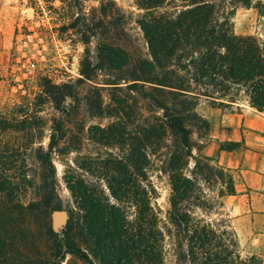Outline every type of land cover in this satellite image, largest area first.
<instances>
[{
	"label": "trees",
	"instance_id": "1",
	"mask_svg": "<svg viewBox=\"0 0 264 264\" xmlns=\"http://www.w3.org/2000/svg\"><path fill=\"white\" fill-rule=\"evenodd\" d=\"M134 2L143 11L137 24L149 59L133 61L126 49L109 45L99 58L116 77L103 83L112 91L114 106H103L100 88L104 87H95L90 97L98 116L116 118L105 128L91 126L89 131L96 132L102 144L121 142V157L106 162L102 175L110 198L121 207L103 191L70 175L65 182L82 213V230L68 222L61 233L55 231L51 217L61 204L52 156L60 154L65 131L64 121L53 119L46 150H35L45 177L22 181L37 190L38 200L27 206L14 203L10 196L18 185H4L7 179L0 176V264H62L68 255L82 264H165L167 247L175 264H247L228 248L236 246L231 226L222 217L207 219L222 216L224 200L237 194L232 172L213 159L192 154L187 123L209 128L196 112L198 101L228 107L236 103V93H243L248 105L264 114V43L234 34L231 22L237 8L255 4L263 9V5L256 0ZM102 71L91 68L86 59L75 84L50 86L45 93L56 109L67 114L63 102L76 99L78 88L93 83ZM117 91L125 95L120 98ZM134 95L152 114L147 118L138 112V123L131 120L129 100ZM237 148L220 144L219 150ZM14 153L15 149L2 150L1 158ZM150 157L170 188L164 220L152 205L157 192L147 175ZM31 219L37 222L36 233L30 228ZM39 235L43 243H38Z\"/></svg>",
	"mask_w": 264,
	"mask_h": 264
},
{
	"label": "rangeland",
	"instance_id": "2",
	"mask_svg": "<svg viewBox=\"0 0 264 264\" xmlns=\"http://www.w3.org/2000/svg\"><path fill=\"white\" fill-rule=\"evenodd\" d=\"M256 1L261 2L263 9L255 4L249 9L239 7L231 22L234 34L253 36L264 43V0ZM142 14L143 11L138 9L134 0H0V176L7 179L4 185H8V182L9 187L11 183L18 185L19 189L10 196L14 203L27 206L38 200L37 190L27 188L22 181L24 177L34 181L45 177L44 168L35 159V150H46L53 119H62L65 136L59 143L60 154H54L52 161L61 210L67 212L66 223L71 222L76 229L82 230V213L75 207L65 182V178L70 175L103 191L111 203L121 207V204L110 198L102 176L105 163L121 157V142L102 144L99 135L89 131L91 126L105 128L116 118L98 116L96 103L92 106L90 97H94L95 87H104L100 88L103 106H114L111 102L112 91L103 83L113 81L116 77L112 76L114 72L110 71L107 63L99 58L100 54L106 53L109 45L126 49L133 61L149 59L147 45L137 24ZM86 59L91 68L98 67L103 71L96 73L93 83L87 82L78 88L76 99L67 98L63 102L68 110L64 114L54 107L45 91L53 86L61 88L75 84L81 78V64ZM116 94L120 98L125 95L121 91ZM134 97L129 100L131 120L138 123V112L150 118L152 114L144 103L137 96ZM235 100L232 106L224 107L200 99L196 112L209 127L210 122L206 117L210 116L212 109L221 114H247L254 123L260 117L264 119V116L248 105L243 93H236ZM214 116L212 118L217 119L218 114ZM187 126L192 131L194 156L209 158L203 154V148L211 153L220 147H217L215 141L226 138V132L217 129L209 131V128L195 121L188 122ZM223 145L228 149L243 147L241 142H224ZM8 149H15L16 153L12 157L1 158L2 150ZM150 160L147 175L157 192L152 205L159 209L160 218L164 220L169 209L170 188L166 176L158 171L154 157H150ZM239 189L250 196L249 190L245 192L242 186ZM204 191L211 192L208 189ZM258 193L264 205V191ZM6 197V194L2 196L4 201ZM245 202L225 199L224 208L220 210L222 216L210 215L207 219L222 217L235 232L231 221L235 216H231V210L234 208L236 216L242 215ZM132 211L130 209L128 214H133ZM51 219L54 224L53 214ZM29 225L36 233L37 222L31 219ZM261 225L264 227V222ZM54 226L58 233L64 228V225L57 223ZM242 227L245 229L247 224L244 223ZM39 237L38 243H43L42 236ZM254 237L256 239L251 246L249 244ZM228 248L247 264H264V229H246L242 239L236 234V246L228 245ZM252 258L254 261L248 262ZM164 263L175 264L169 247L166 248ZM62 264L82 263L68 255Z\"/></svg>",
	"mask_w": 264,
	"mask_h": 264
},
{
	"label": "crops",
	"instance_id": "3",
	"mask_svg": "<svg viewBox=\"0 0 264 264\" xmlns=\"http://www.w3.org/2000/svg\"><path fill=\"white\" fill-rule=\"evenodd\" d=\"M256 112L264 116L263 113ZM217 114V119H213L212 116L216 117ZM206 120L210 122L209 131L217 129V131L227 133L225 139L215 141L217 147L224 142H241L243 145L234 151H222L217 148L213 152L207 153L206 148L202 150L203 154L216 163L231 170L237 194L227 199L246 201L242 215L236 216L234 208L231 210V216H235L231 219L233 228L238 238L242 239L246 229H264L261 225L264 222V205H262L261 198H258V191H264V119L260 117L254 123L247 114H221L212 109ZM241 186L245 192L249 190L250 196L240 191L239 187ZM253 194L255 195L253 196ZM244 223L247 224L245 229L242 227ZM255 237L249 245H253Z\"/></svg>",
	"mask_w": 264,
	"mask_h": 264
},
{
	"label": "water",
	"instance_id": "4",
	"mask_svg": "<svg viewBox=\"0 0 264 264\" xmlns=\"http://www.w3.org/2000/svg\"><path fill=\"white\" fill-rule=\"evenodd\" d=\"M53 219H54L53 222H55L57 224L65 225L66 224V220H67V212L65 210H63V209L59 210V211H55L53 213ZM54 224H53V227L55 229Z\"/></svg>",
	"mask_w": 264,
	"mask_h": 264
}]
</instances>
